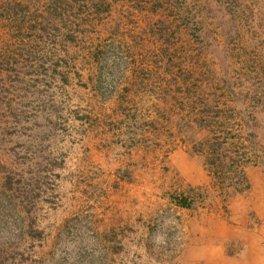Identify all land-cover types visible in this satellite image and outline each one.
I'll return each mask as SVG.
<instances>
[{"label":"rangeland","instance_id":"obj_1","mask_svg":"<svg viewBox=\"0 0 264 264\" xmlns=\"http://www.w3.org/2000/svg\"><path fill=\"white\" fill-rule=\"evenodd\" d=\"M257 210L264 0H0V264H220Z\"/></svg>","mask_w":264,"mask_h":264},{"label":"crops","instance_id":"obj_2","mask_svg":"<svg viewBox=\"0 0 264 264\" xmlns=\"http://www.w3.org/2000/svg\"><path fill=\"white\" fill-rule=\"evenodd\" d=\"M258 219L245 218L238 228L226 222L225 227H212L214 241L212 249L222 256L220 264H264V215L257 210ZM260 218V219H259ZM235 247L233 253L224 254L227 246Z\"/></svg>","mask_w":264,"mask_h":264}]
</instances>
